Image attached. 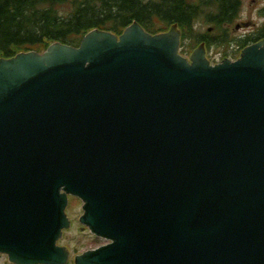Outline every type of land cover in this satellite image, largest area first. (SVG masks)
I'll return each instance as SVG.
<instances>
[{
  "label": "water",
  "instance_id": "95a60500",
  "mask_svg": "<svg viewBox=\"0 0 264 264\" xmlns=\"http://www.w3.org/2000/svg\"><path fill=\"white\" fill-rule=\"evenodd\" d=\"M177 36L0 59V252L63 264L71 194L113 241L76 264H264V41L189 66Z\"/></svg>",
  "mask_w": 264,
  "mask_h": 264
},
{
  "label": "trees",
  "instance_id": "16d2710c",
  "mask_svg": "<svg viewBox=\"0 0 264 264\" xmlns=\"http://www.w3.org/2000/svg\"><path fill=\"white\" fill-rule=\"evenodd\" d=\"M67 2L70 11L64 13L61 7ZM238 9V0H0V58L42 50L51 42L77 46L91 29L121 33L134 21L151 33L177 24L195 40L194 21L201 14H207L208 21L222 31ZM207 36H198V41L217 40ZM263 37L264 25L242 44Z\"/></svg>",
  "mask_w": 264,
  "mask_h": 264
},
{
  "label": "rangeland",
  "instance_id": "374dc122",
  "mask_svg": "<svg viewBox=\"0 0 264 264\" xmlns=\"http://www.w3.org/2000/svg\"><path fill=\"white\" fill-rule=\"evenodd\" d=\"M69 7H66V11ZM204 19L200 18L195 22L198 31L205 32L209 27H213L209 23H203ZM264 24V0H240V8L234 21L223 26L227 32L228 42L224 44H214L207 49V56L211 63H219L224 58L234 59L240 51L237 40L244 37L248 32L256 31ZM210 33H215L212 28ZM194 44L185 40L180 46L181 53L189 57L192 53ZM82 214V201L78 197L71 196L67 207V216L71 220V225L63 233L60 244L69 248L71 257L81 253L84 250L94 248L101 245L103 240L93 236L84 225L80 223L79 218ZM83 227V228H82ZM70 264H72L70 259ZM0 264H9L7 255L0 254Z\"/></svg>",
  "mask_w": 264,
  "mask_h": 264
}]
</instances>
